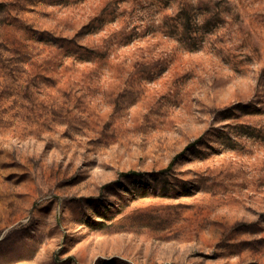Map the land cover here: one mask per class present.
Wrapping results in <instances>:
<instances>
[{"label":"rangeland","instance_id":"obj_1","mask_svg":"<svg viewBox=\"0 0 264 264\" xmlns=\"http://www.w3.org/2000/svg\"><path fill=\"white\" fill-rule=\"evenodd\" d=\"M0 264H264V0H0Z\"/></svg>","mask_w":264,"mask_h":264}]
</instances>
